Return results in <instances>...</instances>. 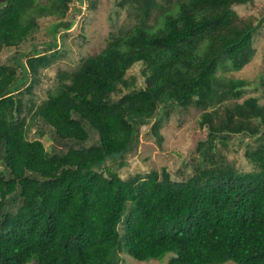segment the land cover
<instances>
[{"label":"trees","instance_id":"16d2710c","mask_svg":"<svg viewBox=\"0 0 264 264\" xmlns=\"http://www.w3.org/2000/svg\"><path fill=\"white\" fill-rule=\"evenodd\" d=\"M85 2L0 1V51L14 49L0 64V264H121L122 253L264 264V96L226 103L245 81L216 75L250 62L264 16L236 13L252 0H118L126 24L74 71L56 70L36 105L41 70L65 49L58 33ZM135 65L140 85L127 78ZM190 107L206 135L186 180L165 167L121 180L107 165H121L141 126L153 122L159 142L163 119ZM233 136L256 142L248 172L225 161Z\"/></svg>","mask_w":264,"mask_h":264},{"label":"rangeland","instance_id":"374dc122","mask_svg":"<svg viewBox=\"0 0 264 264\" xmlns=\"http://www.w3.org/2000/svg\"><path fill=\"white\" fill-rule=\"evenodd\" d=\"M1 1V0H0ZM92 4L88 6L85 2L80 6L81 12L75 15L72 26L58 33L59 40L57 48L64 45V48L54 63L45 70H41L39 83L34 85V94L32 100L38 105L45 98V90L53 86L52 78L54 72L74 71L80 62L91 55L99 52L104 47L107 37L115 32L120 26L126 24L127 16L125 10L116 5L118 0H91ZM237 14L248 16L256 20L264 16V0H252L248 5L234 7ZM133 19H130L132 22ZM39 28L36 36L39 40L46 39L43 26L46 21L39 20ZM45 30V29H44ZM63 36V38L61 37ZM255 55L250 62L241 70L231 71L217 69L216 75L225 79H238L245 81L242 87V93L239 98L225 100L226 103L233 101H242L243 99L254 96L260 98V103L264 96V21L261 24L259 32L255 38ZM14 49L3 48L0 51V64L7 61L12 55ZM127 73V78L134 76L137 85L142 84V78L139 77V65H135ZM49 75L51 79L45 77ZM24 87V86H23ZM23 89V88H22ZM30 97V96H29ZM28 95L23 96V99ZM199 110L190 107L187 110L171 111L168 117L163 119L159 132L162 136L161 141L151 133L150 128L153 122L141 126L138 139L132 149L119 163H107L121 180H127L134 177L143 178L151 171L160 172L165 167L172 180L181 182L186 180L191 173L192 160L198 159L196 153V142L205 138V129L199 126ZM34 127L30 128L29 136L32 137ZM44 147L48 150L52 143L44 137L40 138ZM228 147L223 149L225 161L233 165L239 172H248L253 165L244 157L247 149L256 145L253 138L247 136H233L227 139ZM121 264H166L163 258L161 260H149L138 262L126 253L121 254ZM223 264H236L233 261H227Z\"/></svg>","mask_w":264,"mask_h":264}]
</instances>
